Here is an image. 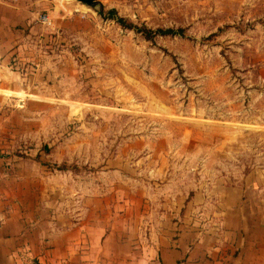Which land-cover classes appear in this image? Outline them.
Here are the masks:
<instances>
[{"label":"rangeland","instance_id":"374dc122","mask_svg":"<svg viewBox=\"0 0 264 264\" xmlns=\"http://www.w3.org/2000/svg\"><path fill=\"white\" fill-rule=\"evenodd\" d=\"M0 37V155L28 204L150 257L196 192L264 198V0H11Z\"/></svg>","mask_w":264,"mask_h":264},{"label":"crops","instance_id":"0c3cea01","mask_svg":"<svg viewBox=\"0 0 264 264\" xmlns=\"http://www.w3.org/2000/svg\"><path fill=\"white\" fill-rule=\"evenodd\" d=\"M4 2L0 32L8 33L11 0ZM8 39L0 37V56L11 49ZM27 191L11 177V156L0 155V264H264V198L250 185L196 192L178 237L165 238L150 257L134 253L101 222L79 223L49 215L35 200L28 204Z\"/></svg>","mask_w":264,"mask_h":264},{"label":"trees","instance_id":"16d2710c","mask_svg":"<svg viewBox=\"0 0 264 264\" xmlns=\"http://www.w3.org/2000/svg\"><path fill=\"white\" fill-rule=\"evenodd\" d=\"M108 15L110 16V18H114L120 25H122L123 27L129 28V29H134L137 32H140L144 35L145 38L147 39H154L156 38V36L161 35V36H165V35H183L184 30L183 29H172V28H167V29H152V28H148V27H140L132 22H128L125 18L120 17L117 13L115 9H110L108 11Z\"/></svg>","mask_w":264,"mask_h":264},{"label":"water","instance_id":"95a60500","mask_svg":"<svg viewBox=\"0 0 264 264\" xmlns=\"http://www.w3.org/2000/svg\"><path fill=\"white\" fill-rule=\"evenodd\" d=\"M82 3L91 5V6H98L99 0H78Z\"/></svg>","mask_w":264,"mask_h":264},{"label":"built area","instance_id":"2783aa9c","mask_svg":"<svg viewBox=\"0 0 264 264\" xmlns=\"http://www.w3.org/2000/svg\"><path fill=\"white\" fill-rule=\"evenodd\" d=\"M47 20V18L45 17V20L44 21H46Z\"/></svg>","mask_w":264,"mask_h":264},{"label":"bare ground","instance_id":"6f19581e","mask_svg":"<svg viewBox=\"0 0 264 264\" xmlns=\"http://www.w3.org/2000/svg\"><path fill=\"white\" fill-rule=\"evenodd\" d=\"M10 93V92H9Z\"/></svg>","mask_w":264,"mask_h":264}]
</instances>
